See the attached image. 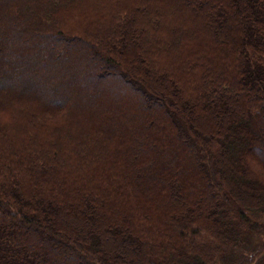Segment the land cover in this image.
Returning <instances> with one entry per match:
<instances>
[{
  "label": "trees",
  "instance_id": "trees-1",
  "mask_svg": "<svg viewBox=\"0 0 264 264\" xmlns=\"http://www.w3.org/2000/svg\"><path fill=\"white\" fill-rule=\"evenodd\" d=\"M263 230L264 0H0V264H264Z\"/></svg>",
  "mask_w": 264,
  "mask_h": 264
},
{
  "label": "rangeland",
  "instance_id": "rangeland-1",
  "mask_svg": "<svg viewBox=\"0 0 264 264\" xmlns=\"http://www.w3.org/2000/svg\"><path fill=\"white\" fill-rule=\"evenodd\" d=\"M80 6H84V5H82V3L81 4H79ZM79 11L80 12H84V11H86L87 13H90V11L92 12V10L90 9V4L87 6H85V7H81V9H79ZM261 239H262V241L264 242V230H263V234H262V236H261ZM260 240V239H259ZM262 245H264V244H262Z\"/></svg>",
  "mask_w": 264,
  "mask_h": 264
}]
</instances>
